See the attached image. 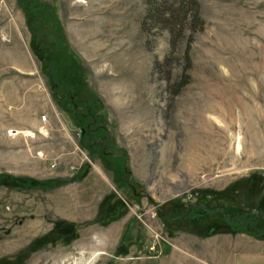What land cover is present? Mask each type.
Returning <instances> with one entry per match:
<instances>
[{
	"label": "rangeland",
	"instance_id": "rangeland-1",
	"mask_svg": "<svg viewBox=\"0 0 264 264\" xmlns=\"http://www.w3.org/2000/svg\"><path fill=\"white\" fill-rule=\"evenodd\" d=\"M148 1L38 0L81 79L52 92L23 7L0 0V174L33 180L0 185V264H160L218 210L264 227V0H197L203 29L191 0H156L171 23Z\"/></svg>",
	"mask_w": 264,
	"mask_h": 264
},
{
	"label": "trees",
	"instance_id": "trees-1",
	"mask_svg": "<svg viewBox=\"0 0 264 264\" xmlns=\"http://www.w3.org/2000/svg\"><path fill=\"white\" fill-rule=\"evenodd\" d=\"M19 4L23 7L25 11V16L27 20V24L30 27L32 31V40L31 45L33 50L35 51V54L39 57L42 68L44 72L46 73L48 79L50 80V83L52 85V92L56 89H58L64 80L63 73L66 68L69 70L68 76H71L73 78H76L77 80H81L78 78V67L75 65V58L72 55V52L67 49V47L64 45L63 40L61 39V34L59 31L62 29V25L60 23V19L56 12L52 10V12L47 13L46 9H49L50 7L48 4H42V6L38 5V0H18ZM43 2V1H41ZM148 15H152L159 20L165 21L167 23L173 22L174 18H176V12L171 10L168 11V9H165L162 5L157 3L156 0H149L148 1ZM46 3V2H43ZM192 3V19H195L196 22H200L201 28L204 27V20L201 18L200 15V8H199V2L197 0H191ZM50 5V4H49ZM53 8V7H52ZM44 9V11H42ZM187 14V11L185 12ZM42 15H46L47 17H50L53 20L54 28H52V35L55 37V40L53 43L49 45H45L43 41L40 39L39 35L42 30L41 23H42ZM187 18V17H186ZM59 30V31H58ZM196 31V30H195ZM193 30L192 34L195 32ZM190 48L191 45L189 44L187 48V57L190 59ZM56 57H59L57 59H61L60 61L56 59ZM64 60H63V59ZM67 71V70H66ZM79 85V84H78ZM76 85V88L78 87ZM54 94V93H53ZM59 95L57 94V98ZM68 110L67 108H65ZM69 112V110H68ZM86 163L82 166L85 167ZM82 172V169L81 171ZM21 180L25 181V184H21ZM30 182H33V180L29 177H19L13 174L9 173H2L0 174V185H5L13 188H20V189H30L33 188V185L30 184ZM44 184L46 182H38L37 184ZM58 186V185H56ZM54 186V187H56ZM199 208H202V205L200 204H190L185 214V217H188L191 220L192 224L194 226L200 225L201 220L196 218L198 216L197 210ZM218 212L222 213L224 225L223 227L219 226H209L206 231H197L190 228H178L183 231L196 233L202 236L214 234V233H232V234H238V233H244L248 234L252 237H255L257 239H264V227L257 226V221L260 220V215L253 212H241V213H234L229 214L226 213L223 210H218ZM197 213V214H196ZM215 211H208V215H214ZM62 224H69L72 227L75 228L74 223L66 221V220H58L56 223L55 231L59 230L58 228ZM54 231V232H55ZM172 233V231H171ZM174 234V233H173ZM58 236H61V233L58 234ZM173 236V235H171ZM169 248V245H167V249Z\"/></svg>",
	"mask_w": 264,
	"mask_h": 264
},
{
	"label": "crops",
	"instance_id": "crops-1",
	"mask_svg": "<svg viewBox=\"0 0 264 264\" xmlns=\"http://www.w3.org/2000/svg\"><path fill=\"white\" fill-rule=\"evenodd\" d=\"M172 237L175 242L160 264H264V239L247 234L183 231Z\"/></svg>",
	"mask_w": 264,
	"mask_h": 264
},
{
	"label": "built area",
	"instance_id": "built-area-1",
	"mask_svg": "<svg viewBox=\"0 0 264 264\" xmlns=\"http://www.w3.org/2000/svg\"><path fill=\"white\" fill-rule=\"evenodd\" d=\"M42 120L43 121H46L47 120V115L45 114V115H42Z\"/></svg>",
	"mask_w": 264,
	"mask_h": 264
},
{
	"label": "bare ground",
	"instance_id": "bare-ground-1",
	"mask_svg": "<svg viewBox=\"0 0 264 264\" xmlns=\"http://www.w3.org/2000/svg\"><path fill=\"white\" fill-rule=\"evenodd\" d=\"M80 1H83V0H80Z\"/></svg>",
	"mask_w": 264,
	"mask_h": 264
},
{
	"label": "water",
	"instance_id": "water-1",
	"mask_svg": "<svg viewBox=\"0 0 264 264\" xmlns=\"http://www.w3.org/2000/svg\"><path fill=\"white\" fill-rule=\"evenodd\" d=\"M84 132V131H83Z\"/></svg>",
	"mask_w": 264,
	"mask_h": 264
}]
</instances>
